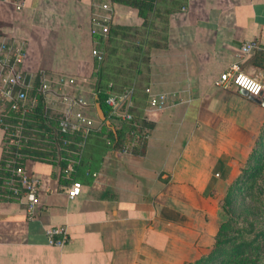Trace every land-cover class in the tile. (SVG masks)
Segmentation results:
<instances>
[{
  "label": "crops",
  "instance_id": "0c3cea01",
  "mask_svg": "<svg viewBox=\"0 0 264 264\" xmlns=\"http://www.w3.org/2000/svg\"><path fill=\"white\" fill-rule=\"evenodd\" d=\"M97 3L110 6L99 10L111 16L109 25L145 31L135 81L104 87L133 89L140 138L126 152L123 130L100 116L92 92L103 89L92 55ZM0 39L24 44L25 73L84 83L85 112L96 129L69 178L57 156L26 160L28 173L41 180L40 204L30 218L24 200L0 201V264L205 259L218 229L217 192L264 149V102L215 84L238 62L247 72L264 70V0H157L147 23L137 9L112 0H0ZM248 41L260 48L241 56ZM160 97L163 104L152 106ZM104 124L120 134L119 143L97 136ZM4 139L0 126V161ZM73 181L82 188L70 199ZM55 227L66 230L61 247L48 243L46 231Z\"/></svg>",
  "mask_w": 264,
  "mask_h": 264
},
{
  "label": "built area",
  "instance_id": "2783aa9c",
  "mask_svg": "<svg viewBox=\"0 0 264 264\" xmlns=\"http://www.w3.org/2000/svg\"><path fill=\"white\" fill-rule=\"evenodd\" d=\"M94 7L92 20L96 28L99 29V32L96 30L94 34L103 35L109 31L108 25L111 16H103L99 10L111 11V8L107 4L99 3L95 4ZM259 48L260 45L257 41L245 42L240 49L241 56L249 55ZM92 55L98 64L104 60L102 52L95 48L92 50ZM24 57V44L9 43L0 39V122L1 117L6 116L9 111L18 114H26L32 111L36 105V99L31 96L30 92L35 89L40 95L46 111L59 112L58 116L52 115L51 112L50 114L58 122L59 134L68 136L63 140L66 156H62L61 148L58 145L63 138L52 142L46 140V142L52 143L51 147L55 149L59 160L67 162L64 171L66 177H69L78 166V156L81 154L87 137L96 131L94 121L85 112L88 102L84 94V83H80L74 77L50 75L45 72H38L40 76L37 80L38 73L27 74L24 72ZM215 84L220 87H236L251 97L264 102V70L253 73L247 72L238 62L223 72ZM92 92L93 95L97 96L98 90ZM104 92V102L108 107L107 119L110 123L118 125L120 130H123L125 138L122 146H120L121 150L126 152L140 138L137 133L139 126L135 122L134 113L130 110L133 101V89L130 87L118 89L113 83H109ZM151 104L154 107L162 105L163 98H153ZM15 128L16 132L13 134L14 140L12 141L14 151L7 165L11 175L4 183L5 196L11 200H24L29 217L32 218L40 204L41 180L28 173L25 165L26 160L23 159L24 154L21 149L23 146H30L46 151V148L40 147V145H44L42 141L36 138L30 129L24 127L23 123L15 126ZM3 129L5 131V146L7 145V136L5 128ZM78 136L83 139L78 141ZM44 147L47 145L45 144ZM81 188L80 182L73 181L67 189L68 197L70 199L78 197ZM46 234L48 243L53 246L61 247L68 240L64 228H50Z\"/></svg>",
  "mask_w": 264,
  "mask_h": 264
},
{
  "label": "rangeland",
  "instance_id": "374dc122",
  "mask_svg": "<svg viewBox=\"0 0 264 264\" xmlns=\"http://www.w3.org/2000/svg\"><path fill=\"white\" fill-rule=\"evenodd\" d=\"M111 26L101 35L102 43L100 34H96L94 45L104 55L99 64L103 70V89L108 82L119 87L134 82L136 70L145 60L139 50L145 31L118 29L111 36ZM219 190L215 242L210 254L195 264H264V149L253 155Z\"/></svg>",
  "mask_w": 264,
  "mask_h": 264
},
{
  "label": "trees",
  "instance_id": "16d2710c",
  "mask_svg": "<svg viewBox=\"0 0 264 264\" xmlns=\"http://www.w3.org/2000/svg\"><path fill=\"white\" fill-rule=\"evenodd\" d=\"M112 2L131 6L137 9L139 16L145 20V23H147L151 17V14L155 11L157 0H112ZM117 33H118V29L114 26H111L110 35H114ZM99 40L102 43L103 36L100 35ZM96 69H97L96 79L99 82L102 79L103 70L98 64ZM39 76L40 75L38 73L37 80H39ZM97 90H98L97 101L101 104L103 112L108 114V107L104 102L105 92L104 90L99 88H97ZM30 94L32 97L36 99V105L32 109V111L26 114H18L9 111L7 112L6 116L1 117L0 124L6 130L7 145L4 146L3 157L0 161V201L7 200V197L5 196L6 191L4 190V183L6 179L11 175V171L7 165L12 157V152L14 151V146L12 144V141L14 140L13 134L16 132L15 126H18L19 124L23 123L24 127L30 129L32 131V134H34L36 138H39L40 141H42V144L44 145L43 146L40 145V147L46 148L45 151L44 149H40V148L23 146L21 152L24 154L23 155L24 160L35 159V160L46 161L50 157L56 156L55 149L51 147L52 143L48 144L46 140L52 142L54 140L56 141L60 140L61 138L63 139L62 141H59L58 145L61 148L62 156L63 157L66 156V152L63 149V140L65 138H68V136L59 134L58 122L51 117L50 112L45 110V105L40 95L37 94L36 90L35 89L32 90ZM104 135L108 140H111L113 144H117L120 142V137H119L120 134L117 132V136H115V133L111 131V128L106 124L102 126L100 133L97 134L98 137H102ZM82 139L83 138L81 136H78V141H81ZM45 144L47 145V147H44ZM49 147L51 148L49 149ZM114 147H116V145ZM60 165L62 166L63 170H65L67 162L65 160H62L60 162ZM64 175L66 176L65 171H64Z\"/></svg>",
  "mask_w": 264,
  "mask_h": 264
},
{
  "label": "water",
  "instance_id": "95a60500",
  "mask_svg": "<svg viewBox=\"0 0 264 264\" xmlns=\"http://www.w3.org/2000/svg\"><path fill=\"white\" fill-rule=\"evenodd\" d=\"M96 105H97V109H98V112H99L100 116L104 118V113H103L101 104L99 102H97Z\"/></svg>",
  "mask_w": 264,
  "mask_h": 264
}]
</instances>
